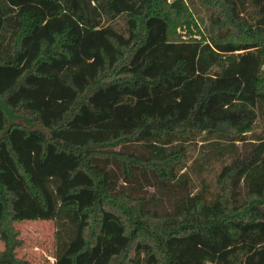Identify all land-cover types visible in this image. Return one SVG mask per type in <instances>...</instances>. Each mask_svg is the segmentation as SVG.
<instances>
[{"label": "trees", "instance_id": "16d2710c", "mask_svg": "<svg viewBox=\"0 0 264 264\" xmlns=\"http://www.w3.org/2000/svg\"><path fill=\"white\" fill-rule=\"evenodd\" d=\"M198 1L208 36L186 0H0V263L41 218L53 264H264V0ZM194 133L240 141L212 199L177 172Z\"/></svg>", "mask_w": 264, "mask_h": 264}, {"label": "rangeland", "instance_id": "374dc122", "mask_svg": "<svg viewBox=\"0 0 264 264\" xmlns=\"http://www.w3.org/2000/svg\"><path fill=\"white\" fill-rule=\"evenodd\" d=\"M186 3L190 6L199 29L204 35L208 36L210 14L213 8L199 3L198 0H186ZM242 12L244 19L249 23H253V20L258 17L253 0H243ZM101 20L103 24H110L119 32L127 35L126 14L121 13L114 18H108L103 14ZM176 32L182 38L190 35L199 37L197 27L193 25H191L190 30L185 24L178 25ZM218 68V66H215V70H218ZM260 107V110H257L254 128L247 133L249 139L264 130V102L261 103ZM13 120L23 121L20 118H14ZM35 126L41 127L38 124ZM45 132L47 131L45 130ZM183 145L185 154L181 163L177 165V172H187L188 186L193 192L200 191L206 198H214L220 190L217 181L220 168L230 160L232 155L239 151L240 141L231 143L216 136L205 137L202 133H194L189 140L184 141ZM16 226L19 228L20 236L23 239L22 246L17 249V256L33 264H53V251L59 229L57 221L41 218L23 219L17 221ZM64 231L70 233V226L65 225ZM4 245L0 234V249L4 248ZM0 264H10V262L5 260Z\"/></svg>", "mask_w": 264, "mask_h": 264}]
</instances>
